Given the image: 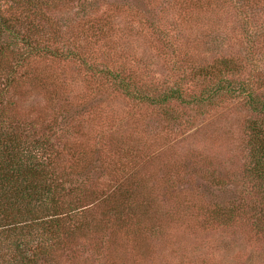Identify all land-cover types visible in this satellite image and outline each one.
I'll list each match as a JSON object with an SVG mask.
<instances>
[{
	"label": "rangeland",
	"instance_id": "374dc122",
	"mask_svg": "<svg viewBox=\"0 0 264 264\" xmlns=\"http://www.w3.org/2000/svg\"><path fill=\"white\" fill-rule=\"evenodd\" d=\"M55 16L49 46L64 55L23 66L22 117L88 151L84 179L134 187L133 212L149 226H105L62 262L264 264V186L248 171L253 112L243 96L201 100L218 68L264 96V0H87ZM102 68L147 95L179 88L183 97L136 98ZM217 209L235 220L224 224Z\"/></svg>",
	"mask_w": 264,
	"mask_h": 264
},
{
	"label": "trees",
	"instance_id": "16d2710c",
	"mask_svg": "<svg viewBox=\"0 0 264 264\" xmlns=\"http://www.w3.org/2000/svg\"><path fill=\"white\" fill-rule=\"evenodd\" d=\"M75 2L87 0H0V264H64V255L74 248L83 250L85 240L102 234L100 230L108 225L116 228L133 223L149 231L142 216L133 212L138 202L131 199L134 187L120 179L105 186L84 179L92 164L89 152L77 150L68 140L61 143L60 134L36 118L24 119L20 111L30 96L26 91L16 92L21 69L33 58L64 55L49 46L59 32L55 15L62 5L69 10ZM229 62L223 58L225 73ZM98 72L148 102L183 97L174 88L159 99L115 71L102 68ZM223 73L216 69L215 77H222L208 96L201 99L199 95L197 100L227 94L245 98L253 112L246 127L251 156L248 171L264 186V96ZM143 205L147 211L150 203ZM216 211L224 224L236 218L234 210Z\"/></svg>",
	"mask_w": 264,
	"mask_h": 264
}]
</instances>
